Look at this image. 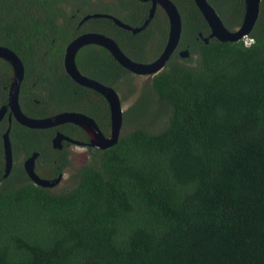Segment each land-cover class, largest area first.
<instances>
[{"label": "trees", "instance_id": "trees-1", "mask_svg": "<svg viewBox=\"0 0 264 264\" xmlns=\"http://www.w3.org/2000/svg\"><path fill=\"white\" fill-rule=\"evenodd\" d=\"M172 1L181 18L177 48L188 56L174 50L148 76L122 112L131 127L108 147L86 144L88 160L72 169L68 186L33 183L16 156L37 151L35 168L47 166L54 177L69 163L64 148L51 147L55 129L85 141L86 133L70 122L28 128L12 119L14 161L6 176L0 143V264H264V0L246 44L213 36L204 42L209 29L193 0ZM207 1L227 28L240 23L243 0ZM91 4L0 0V44L23 63V113L77 110L107 134L105 98L73 81L61 62L76 34L93 23L98 31V23L112 25L104 17L78 23L99 11ZM153 35L152 56V46L135 42L125 51L138 61L155 57L166 31ZM96 53L91 44L76 52L81 72L133 93L130 71L116 60H90ZM9 76L0 58V104ZM5 124L3 116L0 134Z\"/></svg>", "mask_w": 264, "mask_h": 264}, {"label": "water", "instance_id": "water-1", "mask_svg": "<svg viewBox=\"0 0 264 264\" xmlns=\"http://www.w3.org/2000/svg\"><path fill=\"white\" fill-rule=\"evenodd\" d=\"M158 2L165 11L168 20V30L165 43L160 52L151 60L138 61L130 58L121 52L114 41L106 35L96 31H83L75 35L64 45L61 56L62 67L68 76L80 85L87 86L99 92L106 100L109 111V128L108 133L104 134L99 128L96 121L88 114L77 110H61L44 116H29L23 113L18 102V92L20 82L23 77L24 66L17 54L6 45L0 44V58L4 59L10 66L11 77L7 86L6 102L0 105V119L4 112L7 111L8 124L5 130L1 133L2 153H3V176H6L11 168V147L8 137L9 122L11 117L18 123L31 128H46L55 126L64 122H71L78 125L87 135V144L96 148H105L118 139L120 126L122 122V109L120 106V98L116 90L101 81L82 73L75 63V54L77 50L86 43H96L107 48L110 53L116 58V61L124 68L135 74H153L159 71L164 65L172 51L174 50L180 36L181 20L176 5L172 0H151L149 13L144 19L140 27H143L155 6ZM260 0H243V12L240 23L233 29L227 28L214 7L207 0H193L194 4L200 11L205 20L209 32L202 39L206 42L207 37L213 36L221 41L238 40L246 35L252 28L257 14ZM104 16L102 13L91 12L82 16L78 23H81L88 17ZM119 25H125L116 21ZM128 27V26H127ZM132 31L135 28H130ZM189 52L186 47L178 50L180 57L188 56ZM70 139L60 131H55L51 137L53 146L60 145V139ZM75 141V140H73ZM37 156V151H32L22 161V167L28 178L39 186L52 187L56 185L62 173H57L56 176L50 178L40 177L34 170V161Z\"/></svg>", "mask_w": 264, "mask_h": 264}, {"label": "flooded vegetation", "instance_id": "flooded-vegetation-1", "mask_svg": "<svg viewBox=\"0 0 264 264\" xmlns=\"http://www.w3.org/2000/svg\"><path fill=\"white\" fill-rule=\"evenodd\" d=\"M96 1H99V0H96ZM100 1L105 3L107 5L106 7H108V8H104V9L98 8L99 11H94V12L102 13L104 16H97V17L107 18L111 22L112 25H110L107 22H104L103 24L98 23L97 25H101V27L103 28V30L98 31V30L93 29V25H95L93 23L88 28L82 30V32L83 31H96V32H100V33L106 35L107 37L111 38L112 41H114L116 43L117 48L121 52H123L125 55L129 56L128 53L125 51V46H129V47L134 48V47H137L135 45V43H136L139 47L147 48V46H154L155 45V39H154L155 37L153 34H157V33L161 34V32L163 30H165L166 35H167V30H168L167 16L165 14V11L163 10V8L160 6V4L158 2L154 1L155 6H154V9L152 11L151 16L149 17V20L147 21V23L143 27H140L142 22L144 21V19L147 18V16H148L149 8L151 5V0H100ZM158 14H160V15H158ZM88 18H90V17H88ZM180 20H181V18H180ZM84 21H82V22H84ZM116 21L125 25V27L122 25H119ZM117 27L128 30V33L122 32V29L119 31V29ZM130 28H135V30L132 31ZM104 30H110L112 35L107 34V32L106 31L104 32ZM152 32H153V34H152ZM144 33H147V35H144ZM165 40H166V36L164 39V43H165ZM90 44L96 46V49H97L96 56H92L90 58V60H100V61L101 60H116V58L110 53V51L102 45H99L96 43H86V44L82 45L80 48H82L83 46H86V45H90ZM177 44H178V42H177ZM163 45H162V47H163ZM177 46L178 45L175 46L174 50H176V52L178 54V50L180 48H177ZM153 58H151V59H153ZM151 59H148V60H151ZM148 60H145V61H148ZM131 74H135V73H131ZM142 75H145V74H142ZM146 75L149 76L150 74H146ZM10 77H11V69H10V76L8 79V83H9ZM8 83H7V85H3V87H5L6 94H7ZM82 86H84V85H82ZM18 94H19V92H18ZM88 96H90L91 98L97 97V96L92 95L90 92H88ZM5 102H6V100H5ZM18 102H19V95H18ZM2 104H0V105H2ZM7 111L8 110L6 109V111L3 114V116H5V119H6V124H5L3 131L5 130V128L8 124ZM2 117H1V119H2ZM12 119L13 118L11 117L9 125L11 124ZM58 125H55V126L57 127ZM28 128H31V127H28ZM57 130L62 132L60 129H55V131H57ZM55 131H54V133H55ZM62 133L64 135L70 137V139L61 138L60 139V145L59 146H53L51 143V138H50V144H51L52 148H57V149L64 148L65 151H67L68 155H69L68 146H70V145H79V146L87 148L86 144H87L88 140L85 141L83 138H79V137L72 136V135L70 136L64 132H62ZM72 134L75 135L76 133L72 131ZM8 137H9V135H8ZM87 137H88V135H87ZM0 140H1V134H0ZM73 140H75V141H73ZM9 141H10V139H9ZM10 147H11V144H10ZM26 156L22 157V155H18V156H16L15 160L22 159L21 160V162H22ZM1 159L3 160L2 143H1ZM11 160H12L11 162L14 161L12 148H11ZM11 165H12V163H11ZM2 168H3V166H2ZM41 169L43 170V172H41L40 169L35 168V161H34L35 172L42 178H45V177L50 178L49 167H47V166L41 167Z\"/></svg>", "mask_w": 264, "mask_h": 264}, {"label": "rangeland", "instance_id": "rangeland-1", "mask_svg": "<svg viewBox=\"0 0 264 264\" xmlns=\"http://www.w3.org/2000/svg\"><path fill=\"white\" fill-rule=\"evenodd\" d=\"M106 6L107 5L100 0L99 1L92 0V4L89 7L104 9V8H108ZM155 51H156V46H152L151 49L148 51L147 56H152L155 53ZM130 75L132 76H131V80L129 81V83L132 82L131 84L135 86V91L133 90L134 91L133 93H130V94L128 93L126 95H123L124 93H126L124 90L125 88L123 90L115 89L120 98V106H121L122 112L135 99L139 88H142V86L148 82V75L131 74V73ZM132 124H133V121L132 119H130V117L123 118L122 116L120 133L126 130L127 128H130ZM68 149H69V155H68L69 163L67 167L63 169L62 176L59 182L56 185L52 186V188L57 189L63 186H68L70 183H72V178L70 177V172L72 171V169L75 166L82 164L88 160V149L87 148L79 146V145H70L68 146ZM40 171L43 172L42 169H40Z\"/></svg>", "mask_w": 264, "mask_h": 264}, {"label": "clouds", "instance_id": "clouds-1", "mask_svg": "<svg viewBox=\"0 0 264 264\" xmlns=\"http://www.w3.org/2000/svg\"><path fill=\"white\" fill-rule=\"evenodd\" d=\"M241 38H243V42L246 44L248 43V41L250 40L249 37H247L246 35L242 36ZM131 73V72H130Z\"/></svg>", "mask_w": 264, "mask_h": 264}]
</instances>
